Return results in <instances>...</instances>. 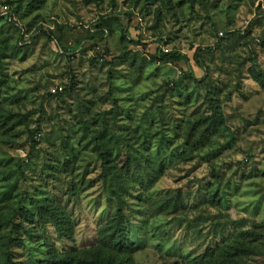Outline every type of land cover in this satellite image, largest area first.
I'll list each match as a JSON object with an SVG mask.
<instances>
[{"label": "rangeland", "instance_id": "1", "mask_svg": "<svg viewBox=\"0 0 264 264\" xmlns=\"http://www.w3.org/2000/svg\"><path fill=\"white\" fill-rule=\"evenodd\" d=\"M0 6V264L89 257L119 204L116 264H264V0Z\"/></svg>", "mask_w": 264, "mask_h": 264}, {"label": "trees", "instance_id": "2", "mask_svg": "<svg viewBox=\"0 0 264 264\" xmlns=\"http://www.w3.org/2000/svg\"><path fill=\"white\" fill-rule=\"evenodd\" d=\"M235 34L236 32H231L227 34L226 37H232ZM262 43L264 44V42ZM156 57L160 60L168 62L172 61L174 58H177L181 61H189V58L185 54L179 52L164 53L162 52V50H158ZM194 59L201 68H203L206 72L209 71V67L207 66L203 58L202 49L199 48L196 51ZM252 62L254 67L258 69V58L255 53L253 54ZM259 71L260 74H264V70ZM213 108L215 111L214 119L216 120V113L219 112V106L214 104ZM38 211L39 218L41 220L54 224L60 237H67L70 235L68 231H72V228L70 227L71 218L61 208V206L54 205L52 202H40L38 203ZM123 216V207L119 204L115 215L100 230L98 246L93 249V253H91L89 257L80 256L75 252H66L61 255L53 254L47 259L42 260L39 264H74L75 262L82 264H116L117 256L119 255L118 253L127 252L128 250H130V246L132 245L128 239L127 230L123 225ZM9 241L13 242L14 237L11 236L9 238ZM4 264L32 263L15 261L12 254L9 251H5Z\"/></svg>", "mask_w": 264, "mask_h": 264}, {"label": "built area", "instance_id": "3", "mask_svg": "<svg viewBox=\"0 0 264 264\" xmlns=\"http://www.w3.org/2000/svg\"><path fill=\"white\" fill-rule=\"evenodd\" d=\"M9 14L8 6H0V17H6ZM62 90V87L58 88Z\"/></svg>", "mask_w": 264, "mask_h": 264}]
</instances>
